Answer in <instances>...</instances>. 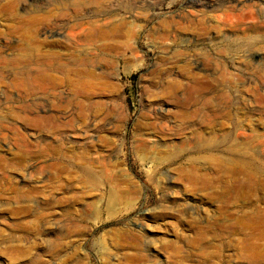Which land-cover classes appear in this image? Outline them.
<instances>
[{
	"label": "rangeland",
	"instance_id": "obj_1",
	"mask_svg": "<svg viewBox=\"0 0 264 264\" xmlns=\"http://www.w3.org/2000/svg\"><path fill=\"white\" fill-rule=\"evenodd\" d=\"M62 1L0 0V264H264L262 0ZM41 18L88 61L63 95L20 87Z\"/></svg>",
	"mask_w": 264,
	"mask_h": 264
},
{
	"label": "bare ground",
	"instance_id": "obj_2",
	"mask_svg": "<svg viewBox=\"0 0 264 264\" xmlns=\"http://www.w3.org/2000/svg\"><path fill=\"white\" fill-rule=\"evenodd\" d=\"M65 1L59 2L60 5L62 6L61 11L59 10L61 12L60 16H65L70 11H73V12L78 11V10H80V7L82 6V3H73L70 5H67L65 3ZM235 1L233 2L232 6H238L239 7V5H242L244 2V0H235ZM229 2H231V1L229 0ZM147 3H149V2H147ZM255 3H258V4H256V6H258L261 3L263 4L264 0H262L261 3L260 2H255ZM170 20H172V19H170ZM180 20L182 22V19H180ZM51 21H53V20H51ZM39 22H41V25L43 28V35L45 36V38H44V40H40V41L36 42L35 57L32 56L33 58L30 59L29 57L25 56V54L22 55L21 59L23 61H21V60L20 61L23 62V64H24L23 69H24V73L27 74V79L22 82L20 87H22V90H23V88H26V91L29 93L34 92L35 90H37L38 87H40L46 93L49 92V94L52 93L53 95H56V96L57 95H63L65 93H67V91H69L67 89V86H70V84L72 85L74 83V81H76L78 75H80V76H82V75L87 76L88 75V74H85L86 72H89V71H87V67H86L88 65V61L80 55L78 50H76L74 43L71 42V43L67 44L65 42V43L61 44V43H57L56 39L52 40V38L50 37V33H52V30L50 28L52 26L49 27L51 23L47 22L46 18H41V21H39ZM55 23H57V22H55ZM124 23L121 22L120 24L116 25L115 27L113 26L110 28H106L105 26L94 25L91 32L88 35H86V38L88 39V41L89 40H92L94 42L95 41H97V42L102 41V44L100 45V47H98V49L100 51H102V50H106V51L107 50L108 51L109 50H115L116 51V49L119 50V49H121V47L117 44L118 40H116V38L117 37L130 36L129 30L131 28H133V27L130 28L129 27L130 25H128V27H126ZM163 24H164V22H163ZM173 24H174V22H173ZM168 25H170V24L167 22L165 24L166 28H168L167 27ZM171 27H172V25H171ZM171 27H169V28H171ZM127 28L128 29L130 28V29L128 30ZM135 28L136 27H134L133 29H135ZM180 28H182V26ZM133 29H131V30H133ZM202 29L203 28H201V30ZM171 34H173V33L171 32ZM49 37L51 38V40H49ZM10 42H11V40H10ZM59 44H61V45H59ZM75 44H77V43H75ZM10 46H8V47L10 48ZM44 47H50V48L44 49ZM127 47H128V45H127ZM62 48L65 51H62L61 50ZM11 49L12 48H10L9 50H11ZM12 50H14V49H12ZM10 52H12V51H10ZM64 53H65L66 57L63 56ZM24 57H25V59H23ZM19 58H20V55H19ZM195 65H196V71H194V73H192V76H191V80L193 81V83L195 85H193V87H190V89H188V90H200V87H201V89H204V86H205L204 79L208 78L210 76H213L214 74H217L219 71L217 68H212V67H209L208 65H200L198 61H195ZM222 72L230 75L229 72H226V71H222ZM57 74H61V76H58ZM94 75H95V73H91V72L89 73L90 78ZM82 79L83 78L79 77L77 80L78 83H82V81L84 80V79L83 80ZM97 83H99V82H97ZM82 93L83 92L81 91V94ZM77 94H80V93L74 92V97H72L71 99H73V101L76 103V105L82 106V104L77 101V98H76ZM83 94H85V93H83ZM34 113L38 115L39 111L34 110ZM219 114H221V113H215L214 117L219 116ZM50 119L53 121L54 125L59 124V121L53 115L50 117H46V118H45V116L44 117H42V116L38 117L36 120V123L34 120H32V121H34V123L37 124L38 126L39 125L41 126V125H44L46 121L48 122ZM235 125L237 127H241L237 124H235ZM259 213L263 215L264 210L262 209V211Z\"/></svg>",
	"mask_w": 264,
	"mask_h": 264
}]
</instances>
